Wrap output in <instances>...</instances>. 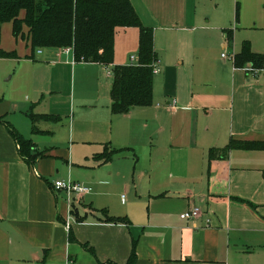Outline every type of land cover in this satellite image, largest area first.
Wrapping results in <instances>:
<instances>
[{
	"label": "crops",
	"instance_id": "1",
	"mask_svg": "<svg viewBox=\"0 0 264 264\" xmlns=\"http://www.w3.org/2000/svg\"><path fill=\"white\" fill-rule=\"evenodd\" d=\"M130 1L154 31L159 73L153 105L124 115L112 114L108 71L139 59V28L116 30L114 64L104 67L77 64L65 49L32 57L13 24L2 26L1 49L23 64L18 94L2 97L10 88L0 86V118L39 158L28 164L0 124V264H128L134 241L136 264H264V151L209 161L211 149L232 140L264 142V69L254 75L214 53L228 49L234 58L247 42L264 56V33L230 46L227 25L204 16L209 0ZM31 116L40 118L35 126ZM106 151L118 152L96 158ZM128 152L137 163L129 181L115 162ZM69 179L92 190L73 203L79 220L71 211L70 231L66 193L52 188ZM121 192L128 197L116 202ZM194 208L199 217L187 220ZM101 211L126 222L102 221Z\"/></svg>",
	"mask_w": 264,
	"mask_h": 264
},
{
	"label": "trees",
	"instance_id": "2",
	"mask_svg": "<svg viewBox=\"0 0 264 264\" xmlns=\"http://www.w3.org/2000/svg\"><path fill=\"white\" fill-rule=\"evenodd\" d=\"M5 23L13 24L16 39L29 41L32 57L42 49L71 48L75 63H96L104 67L114 64L116 30L139 28V64L112 68L111 110L114 115H124L135 108L153 105L154 65L158 60L154 49V31L142 24L130 0H0V59H15L18 57L16 52L1 49V31ZM231 35L228 38L231 39ZM233 63L237 69L262 71L264 56L253 52L246 42L240 53L234 56ZM31 117L35 126L40 118ZM1 123L6 124L17 141L21 156L33 165L39 158L32 153L34 144L20 136L4 117L0 118ZM34 133H37L35 127ZM232 150L264 151V142L232 140L223 150H210V163L226 159ZM117 152L106 151L96 158L110 161ZM72 212L79 220L76 211ZM101 214V220L105 222H126L125 219L110 217L107 211H101ZM135 246L134 241L128 264H136ZM89 251L95 256L93 250Z\"/></svg>",
	"mask_w": 264,
	"mask_h": 264
},
{
	"label": "rangeland",
	"instance_id": "3",
	"mask_svg": "<svg viewBox=\"0 0 264 264\" xmlns=\"http://www.w3.org/2000/svg\"><path fill=\"white\" fill-rule=\"evenodd\" d=\"M214 1H216V0H209V4H203L204 5V16L207 19H211L212 21L214 20V16H218L219 19L221 20V22L224 25H227V26H225L224 29L226 31L231 30V32H232L231 34L233 35L232 36L233 38L230 39V38H228V33L226 31H224L225 38L227 39V41H230V43H231L230 46L233 45L234 40L236 38H239L238 42H240L242 37L245 36V34L257 35V34L264 33V0H218V4L214 3ZM239 22L242 23L244 29L235 30L234 24L239 23ZM253 23H258V25H260L259 27H261L263 29V31H258L256 29H253V27H252ZM234 30H235V33H234ZM242 47H243V45H242ZM240 49H241V46H240ZM214 53H215V56L218 53L220 58H221V55H226V57L228 58V60H230V62L233 59V56L230 55V52L228 49H219L218 51L215 50ZM36 55H38V51H36ZM137 57L138 56H136L134 61H132V63L134 65L135 64L137 65L139 63V59ZM16 60L17 59H11V60L10 59H0V86H1V89L5 88V87L10 88V89L2 92V94H1L2 97L5 94H7V95H9L11 93L18 94L20 89L22 88L21 79L19 80V78H20L19 72H20V67L23 63H21L19 60H17V61ZM14 74L16 77L13 78L12 80H10ZM22 78H24V76ZM77 115H79V113H77ZM71 117H72V115H71ZM58 124H59V126H61L60 123H58ZM62 124H64V123H62ZM60 133H64V131H61ZM60 133L54 138L55 139L58 137L63 138L64 135H61ZM66 137H64V138H66ZM144 145H145V152H147V150H149L148 144L146 143ZM130 153L131 152H128V156H130L131 158H128V156L123 157V158L120 157L119 159H116L119 161H115V162H117L118 165L121 166V169L122 168L124 169L123 178H125V180H127V181L131 180V177L133 175H135L136 165H137V163L135 162V160L133 158V153H132V155ZM137 157L139 158L138 153H137ZM92 170H93L92 167L89 168L87 170V172H85V174H91L90 171H92ZM88 177H90V176H88ZM69 180H71V179H69ZM115 191H116V189H113V192H115ZM122 195H124V198L122 197ZM126 196H127L126 192H121L118 199L114 198V200L116 202H118L119 198H120V200L125 199Z\"/></svg>",
	"mask_w": 264,
	"mask_h": 264
},
{
	"label": "built area",
	"instance_id": "4",
	"mask_svg": "<svg viewBox=\"0 0 264 264\" xmlns=\"http://www.w3.org/2000/svg\"><path fill=\"white\" fill-rule=\"evenodd\" d=\"M41 53H42L41 51L38 52V54H41ZM65 53L69 55V54H73V51L71 48H67V49H65ZM223 57L226 58V55H223ZM246 70L250 71L254 75L259 74V71L252 70L251 68L246 69ZM154 73L155 74L159 73V70L155 67V65H154ZM108 74L112 75V71L109 70ZM52 188L56 194H58L60 192L66 193V196H67V202L66 203H67V206L70 210V214H69V216L65 222V227L68 231H70L72 228V223L76 221L74 218V215H72V213H71V211L73 209V203L76 200H79V198L85 196L86 194L91 193L92 190H91V188L87 187L84 184L73 183L71 180H69V181L58 180V181L53 183ZM200 213H201L200 209L194 208V209L188 211L184 217L187 220L196 219L199 217Z\"/></svg>",
	"mask_w": 264,
	"mask_h": 264
}]
</instances>
